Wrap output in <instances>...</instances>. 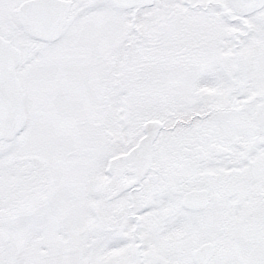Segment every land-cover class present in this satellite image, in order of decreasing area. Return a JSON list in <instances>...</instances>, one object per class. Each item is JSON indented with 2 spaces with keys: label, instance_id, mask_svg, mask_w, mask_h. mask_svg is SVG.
Instances as JSON below:
<instances>
[{
  "label": "snow or ice",
  "instance_id": "snow-or-ice-1",
  "mask_svg": "<svg viewBox=\"0 0 264 264\" xmlns=\"http://www.w3.org/2000/svg\"><path fill=\"white\" fill-rule=\"evenodd\" d=\"M0 264H264V0H0Z\"/></svg>",
  "mask_w": 264,
  "mask_h": 264
}]
</instances>
